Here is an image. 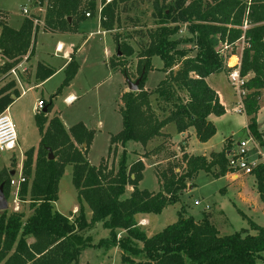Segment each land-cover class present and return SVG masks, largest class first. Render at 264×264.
Returning a JSON list of instances; mask_svg holds the SVG:
<instances>
[{"label": "trees", "instance_id": "16d2710c", "mask_svg": "<svg viewBox=\"0 0 264 264\" xmlns=\"http://www.w3.org/2000/svg\"><path fill=\"white\" fill-rule=\"evenodd\" d=\"M36 1L39 5L44 2ZM139 1L142 0H111L107 3L102 0L100 28L107 33L116 31L121 24V14L129 13ZM148 1L155 27L145 33H135L139 46L137 72L141 79L138 91H127L120 97L122 129L111 136L110 147L123 148L130 142L145 146L157 138L169 140V135L163 130L171 124L177 134L193 129L200 143L210 140L216 129L209 116L222 117L226 110L206 79L213 74L227 75L232 70L227 60L236 55L240 42L243 46L240 75L248 77L243 97L246 129L262 146L264 141L258 131L257 114L264 89V0ZM45 2L42 29L47 33L77 32L78 24L88 13L86 11L93 13L97 6L96 0ZM38 27L28 17H24L17 30L0 19L2 75L20 62L21 57L32 54ZM183 31L186 36L181 37ZM114 42L115 60L110 61L109 66L130 81L124 60L133 56L135 51L117 35ZM117 51L120 56H117ZM154 57L162 62L160 71L163 78L154 90L148 91L144 83L152 71L151 60ZM77 71L78 64L72 57L55 96L70 84ZM53 74V69L38 65L35 78L43 82ZM13 87L14 83L10 81L0 91V114L12 103L11 94L17 97L16 91L10 93ZM153 95L159 113L152 107ZM45 105L46 112L35 116L40 142L35 155L33 149L24 154L22 175L25 181L18 194L21 201H29L32 212L24 221L20 213H0V264H76L81 252L93 247L104 250L118 248L121 264L264 262V227L252 221H248V229L223 235L212 212L203 213L202 218L196 221L185 215L181 208L173 224L150 237L137 221L138 215H159L167 207L175 205L180 193L187 188V181L198 172L212 174L213 168H217L213 176H225L228 173V147L211 153L208 158L187 155L182 149L185 170L177 175L174 163L170 162L175 155L168 151L169 144L164 142L143 156L150 160L155 155H167L165 168L157 169L155 173L159 190L150 192L139 188L144 171L141 159L128 166L126 151L123 150L117 164L108 167L109 148L106 159H102L98 166L90 165L87 154L94 132L82 123L65 130L58 117L47 123L45 114L51 108V101ZM50 153L52 160H49ZM68 166L71 167V180L77 194V210L70 217H65L55 210L54 204L58 200L59 181ZM10 173L0 171V186H3L5 197L9 195ZM250 175L264 204V164L258 165ZM127 186L132 188L129 196H125ZM95 224L108 231V236L93 245L86 232Z\"/></svg>", "mask_w": 264, "mask_h": 264}, {"label": "rangeland", "instance_id": "374dc122", "mask_svg": "<svg viewBox=\"0 0 264 264\" xmlns=\"http://www.w3.org/2000/svg\"><path fill=\"white\" fill-rule=\"evenodd\" d=\"M101 1L96 0L97 6L93 13L89 12V10L86 11L90 14V18H86L84 15L85 19L78 24L77 35L64 37L60 34L47 33L42 29V25H39L35 38V51L37 55L42 59L44 58L43 60L47 59L50 61L51 59L52 65L55 67L61 64V57H65L67 54L65 51L60 54L55 52L59 46H57V43L66 41L73 43L76 51L75 61L79 65V73L72 84V90L78 100L70 106H65L62 102L63 97H60L53 101L51 113L53 115L61 113L66 129L70 125L73 126L81 122L89 129L95 131L87 154V160L90 165L98 166L102 159L107 158L110 148V154L106 159L107 165L108 167L114 166L117 164L121 152L125 150L128 166L140 159H142L141 161L144 164L143 179L139 183V188L150 192H157L159 185L155 173L157 169L163 170L165 168L167 162L164 161V158L167 155L164 156V153L162 155H155L150 160L143 158V156L158 146L165 143L169 144L168 151H171L170 153L175 155V158H171L170 162L174 163L175 172L177 175H180L185 170L181 150L184 149L185 141L189 137L187 141L189 142L188 152L193 155H208L211 152L227 149V147L229 149L228 152L236 151L239 142L249 139L245 114L235 112L239 95L236 88L229 82L228 74H225L226 76L218 75L217 78H211L209 81L220 90L226 114L222 117H210L216 132L207 144L200 143L195 136L194 130L189 129L187 133L190 132V135L187 134L186 136L185 134V136H181L180 140L178 138L172 140L168 134L169 140L164 141L162 138H157L145 146L130 142L123 148L120 146H115L114 149L110 147L111 136L117 134L122 129V117L119 113L121 92L128 91L124 75L119 71L112 70L108 65L110 61L115 60L116 45L114 36H119L120 41L130 44L135 51L133 56L124 60V67L128 72L130 81L134 82L138 78L137 54L139 53L138 37L135 33L136 31L145 33L153 29L155 21L151 17L152 7L150 2L142 0L134 4L129 13L121 14V24L116 31L102 34L97 16L98 10L101 7ZM104 1L107 3L111 0ZM45 7V0L42 5H39L36 0H0V13L3 15L6 25L13 29H18L24 19L22 9H27L29 15L43 21ZM180 36H186L185 31ZM241 46L242 43L240 42L236 48V56L240 55ZM186 47L189 46L187 45ZM74 49L72 48V51ZM69 54L71 53L69 52ZM3 63L4 61L0 60V65ZM151 64L152 71L147 74L144 83V88L148 91L154 90L158 82L163 78V73L160 71L162 67L161 60L154 57L151 60ZM27 65L28 71L23 75V78L27 79H24L26 80L24 85H28L27 81L33 82L35 79L33 73L36 71V66L32 61L28 62ZM63 75L62 73L55 75L45 85V89L40 88L37 90V93L34 91L27 93L20 103L24 101L32 104L33 96L35 98L42 96L48 103L52 90L55 91L57 86L60 87ZM10 78L0 73V91L11 81ZM261 93L257 126L261 139L264 141V89ZM154 98V95L151 96L152 107L159 113ZM31 106L33 109L34 105ZM12 111L7 113L10 118ZM15 131L16 134L18 133L17 138L22 140V127L21 129H17L16 127ZM163 131L170 134L176 133L172 124L167 126ZM36 137H38L37 134L32 136L30 141L33 142ZM256 142L264 157V144L260 146L257 140ZM183 143L184 145L182 146ZM247 153L249 159L253 160L256 158V151L253 150L251 144L247 146ZM21 156L22 150L18 149V147L11 153H0V171H16L14 179L11 178L13 180L17 179L19 170L22 168V163L25 159L24 156ZM212 171L213 173H217L218 169L213 168ZM213 173L198 172L192 179L187 181V188L180 193L179 201L175 205L167 207L159 215H147L145 218L147 225L144 224L142 228L146 235L150 237L160 232L166 226L173 224L177 220V212L181 208L184 209L185 215L192 216L196 221L202 218L203 213L212 212L215 217L216 226L220 228L223 235L232 234L242 228H249L248 221L264 227V204L256 191L254 178L251 175L245 174L233 177L228 173V175L215 178ZM131 190V186H127L125 196H129ZM15 191V186L9 184V195L5 197L8 207L5 211L22 214L24 221L32 211L29 208V201L24 202L19 199V191L17 193L18 209L15 210V197L13 196V192ZM54 207L58 213L65 217H70L75 213L77 194L72 184L70 166L67 167L59 181L58 200L54 204ZM85 211L87 218H89L88 209L86 208ZM251 232L249 231V233ZM86 234L91 237L93 245H96L100 239L107 238L108 231L103 230L100 224H95ZM138 246L141 245L138 244ZM262 255L264 257V252ZM76 264H121V251L118 248L108 250L97 249L96 247L87 248L81 252ZM258 264L264 263L258 262Z\"/></svg>", "mask_w": 264, "mask_h": 264}, {"label": "crops", "instance_id": "0c3cea01", "mask_svg": "<svg viewBox=\"0 0 264 264\" xmlns=\"http://www.w3.org/2000/svg\"><path fill=\"white\" fill-rule=\"evenodd\" d=\"M98 20H99V10H98ZM90 18V17H88ZM11 28V27H10ZM13 29V28H12ZM19 29V28H18ZM101 29V28H100ZM17 30V29H15ZM77 31H78V28H77ZM101 32L102 34L104 33H107V32H104L102 29H101ZM37 33V32H36ZM55 34H60V33H55ZM78 33L75 32L73 34H60L62 36H69V35H77ZM35 38H36V35H35ZM35 38H34V42H33V47H32V54L29 56L28 54V62H31L36 66V69H37V66L38 65H43L45 67H48V68H51L54 70V74L49 77L48 79H46L45 81L43 82H40L38 81L36 78H35V72L33 73V77L35 78L33 80V82H28V85H24V82L27 80L26 78H23L24 76L22 75L20 77V81L19 83L18 82H14V87L10 90V93H13V91H16L17 93V97L14 96L13 94H11V97L13 99L12 103L8 106V108L5 110L7 113L12 111V114H11V120H12V123L14 124V127L16 126L17 129H21L22 127V137L21 138L22 140H20V138H18V142H17V147L18 149H21L22 150V156H24V154L29 151L30 149H33L34 150V155L36 154V151H37V148H38V145H39V142H40V134H39V130H38V127L36 126V121H35V116L37 114H40L41 112L42 113H45L46 112V109H47V105H45L47 102L44 100V98L42 96L38 97V98H35L33 96V101H32V104H30L29 102H24L23 103H20L22 102L23 98L26 96L27 93H30V92H36L37 93V90H39L40 88L42 89H45V85L52 79L55 77V75L57 74H64L63 75V79H64V76H65V68L67 66V64L70 62L71 58L73 57L75 59V49L73 47V43L72 42H69V41H66V42H59L57 43V46L58 47H62L61 50H55V52L57 54H60L62 52H66L67 54L65 55V57H61V64L58 65L57 67L53 66L52 65V61L50 59L47 60H43L40 56L37 55L36 51H35V45H36V41H35ZM56 46V47H57ZM72 48L74 49V51H72ZM69 52L71 54H69ZM236 56H232L231 58H235ZM230 58V59H231ZM28 62L26 64H28ZM77 63V62H76ZM109 65V63H108ZM28 66V65H27ZM110 67V66H109ZM228 67H231L230 65H228ZM35 69V70H36ZM79 73V65H78V71H77V74L75 75L74 79L70 82V84L65 87L63 90H61V93L58 95V96H55L56 93H57V90L59 89V86L56 87L55 91L52 90V93L49 95L51 96V98L53 96H55L53 98V100L50 98V101H51V108L49 110L48 113L45 114V117H46V120H47V123L49 122V120L53 117H58L60 119V121L62 122V125L65 126L64 122H63V119H62V115L61 113H58V114H52L51 111L53 109V101L60 98V97H63V104L65 106H70L72 105L73 103L77 102L78 98L76 97V94L73 93V90H72V84L76 78V76L78 75ZM218 75H225L224 73H220V74H213V75H210L207 79H206V82L207 84L210 86V88H212L219 96L220 98V101L221 103L223 104V97H222V94L220 92V90L217 88V86H214L212 85L209 81L211 80V78H217ZM226 76V75H225ZM26 79V80H24ZM215 80V79H213ZM63 81V80H62ZM62 83V82H61ZM63 91V92H62ZM56 92V93H55ZM125 93V91L121 92V95ZM121 97V96H120ZM39 101H42L43 102V107L41 110H38L37 109V105H38V102ZM31 105H34V108L32 109V106ZM224 106V104H223ZM225 108V106H224ZM226 110V109H225ZM56 113V112H55ZM226 114V113H225ZM258 115V114H257ZM224 116V115H223ZM10 117V116H9ZM211 116H209V121L212 122V120L210 119ZM81 123V122H80ZM213 123V122H212ZM47 125V124H46ZM75 125V124H74ZM73 125V126H74ZM84 125V124H83ZM85 126V125H84ZM15 127V128H16ZM72 126L70 125L67 129L65 128V130H68L69 128H71ZM86 127V126H85ZM87 129H89L88 127H86ZM91 130V129H89ZM94 133L95 131L92 130ZM35 132V133H34ZM190 133V132H189ZM187 131L183 134H177V133H168L172 140H175L176 138H178L180 140L181 136H187ZM18 134V133H17ZM35 134H37L38 137H36V139L34 138L33 142L30 141V138L32 136H35ZM95 135V134H94ZM190 135V134H189ZM190 138V137H189ZM189 138L187 139V141L189 140ZM93 140V139H92ZM185 141V146H184V153L187 154V155H192V156H205V157H209L208 155H210L211 153H218L220 151H217V152H211L209 153L208 155H193V154H190L188 151H189V142ZM209 142V140L204 143V144H207ZM92 143V142H91ZM224 145V143H223ZM222 149V148H221ZM142 160V159H141ZM67 167L65 168V171H66ZM64 171V173H65ZM64 175V174H63ZM228 175V174H227ZM77 210V207L74 209V212H76ZM221 211V210H220ZM223 212V211H222ZM221 213V212H220ZM222 215H224L223 213H221ZM146 216L147 215H138L137 216V221L140 225L141 228H143V225H147V221H146ZM214 222H215V217H214ZM216 224V223H215ZM218 230L220 231L221 233V230L219 227H217ZM242 229H248V228H242ZM234 233V232H233ZM251 234H254L253 232H251ZM149 237V236H148ZM262 262V261H261ZM264 263V262H263Z\"/></svg>", "mask_w": 264, "mask_h": 264}, {"label": "built area", "instance_id": "2783aa9c", "mask_svg": "<svg viewBox=\"0 0 264 264\" xmlns=\"http://www.w3.org/2000/svg\"><path fill=\"white\" fill-rule=\"evenodd\" d=\"M22 15L23 17H28L33 19L34 26L42 25L43 22L37 18L32 17L29 15L27 9H22ZM86 17H90L88 13L85 15ZM0 19H4V17H1ZM242 47L240 49V55L242 51ZM56 50H61V47H57ZM240 55L235 57V62L233 65H231L230 68L232 70L228 73L227 77L229 79V82L232 86H234L237 90V93L239 95V101L237 102V106L235 108L236 113H245V108L243 104V97L246 94V90L244 89V85L248 79V77H242L240 75ZM0 60L3 61V58L1 56L0 52ZM230 58L228 59L229 62ZM28 54L21 57V61L18 62L15 66H13L7 73L6 76H8L11 81L18 82L21 80L20 77L27 73L28 71ZM228 65V64H227ZM43 107V102L39 101L37 105V109L41 110ZM248 132V131H247ZM249 134V133H248ZM249 139L247 141H241L237 144V150L229 152L227 156V170L228 174L232 175L233 177H238L239 175H250L251 172L260 164H264V157L263 154L260 151V148L258 146V143L256 142V139L249 134ZM17 134L15 131L14 124L12 123V120L10 119L9 115L6 111L2 112L0 114V153H11L13 152L17 147ZM253 146V150L256 151V158L251 160L248 158L247 153V146L248 145ZM16 175V171L14 172V176L12 178L14 179ZM11 178L9 184L11 186H15L16 191L13 192L14 204L16 205V209H18L17 206V193L19 191L20 185L25 181V178L22 175V168L19 170L17 179L13 180Z\"/></svg>", "mask_w": 264, "mask_h": 264}, {"label": "water", "instance_id": "95a60500", "mask_svg": "<svg viewBox=\"0 0 264 264\" xmlns=\"http://www.w3.org/2000/svg\"><path fill=\"white\" fill-rule=\"evenodd\" d=\"M70 21V19H69ZM117 56H120V53L117 51ZM140 79L141 78H138L136 81L134 82H131L129 80H126L127 81V85H128V92H136L138 91V88H139V83H140ZM53 157H52V154L50 153L49 154V160H52ZM14 175V172H11L10 173V177H12ZM8 207V202L4 196V193H3V186L1 185L0 186V212H3L7 209Z\"/></svg>", "mask_w": 264, "mask_h": 264}, {"label": "bare ground", "instance_id": "6f19581e", "mask_svg": "<svg viewBox=\"0 0 264 264\" xmlns=\"http://www.w3.org/2000/svg\"><path fill=\"white\" fill-rule=\"evenodd\" d=\"M236 60H235V58H231L230 60H229V65L231 66V65H233V63L235 62Z\"/></svg>", "mask_w": 264, "mask_h": 264}]
</instances>
